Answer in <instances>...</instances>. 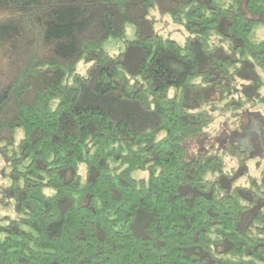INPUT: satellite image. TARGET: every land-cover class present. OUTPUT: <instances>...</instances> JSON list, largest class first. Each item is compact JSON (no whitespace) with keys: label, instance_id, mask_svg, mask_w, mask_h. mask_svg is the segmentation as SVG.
I'll list each match as a JSON object with an SVG mask.
<instances>
[{"label":"trees","instance_id":"trees-1","mask_svg":"<svg viewBox=\"0 0 264 264\" xmlns=\"http://www.w3.org/2000/svg\"><path fill=\"white\" fill-rule=\"evenodd\" d=\"M258 106L264 0H0V264H264Z\"/></svg>","mask_w":264,"mask_h":264},{"label":"rangeland","instance_id":"rangeland-1","mask_svg":"<svg viewBox=\"0 0 264 264\" xmlns=\"http://www.w3.org/2000/svg\"><path fill=\"white\" fill-rule=\"evenodd\" d=\"M165 30L168 32L167 35L171 39L181 42L184 38V30L180 26H169ZM132 34V27L127 26V38H131ZM104 47L109 53H118L121 49L120 45L111 38L107 40ZM84 71L85 69L83 65L77 66V73L83 74ZM215 127L217 128V131L221 133L218 139L219 143H222L223 140H230L236 142L241 149L252 154L253 157L249 160V174L257 176L260 169L264 167V106H258L250 113L247 126L242 134L232 132L224 123L217 124ZM21 135L22 130L17 128L14 134L15 144L18 143ZM6 171L4 161L0 155V184L7 185L9 182V179L4 175ZM133 176L135 178H142L146 176V173L136 171L133 173ZM242 181L243 180L240 179L239 183ZM6 217L15 219L17 214L14 212L11 205L8 206L0 201V225L6 223Z\"/></svg>","mask_w":264,"mask_h":264}]
</instances>
